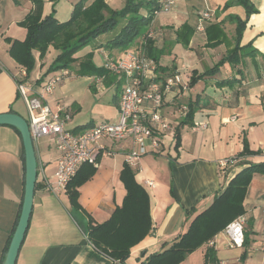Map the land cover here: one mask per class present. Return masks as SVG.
<instances>
[{
	"label": "crops",
	"instance_id": "1",
	"mask_svg": "<svg viewBox=\"0 0 264 264\" xmlns=\"http://www.w3.org/2000/svg\"><path fill=\"white\" fill-rule=\"evenodd\" d=\"M226 1L229 0H176L165 20L157 22L154 16L147 29L158 53L161 73L177 74L180 79L165 94L160 108V114L172 126L163 138L162 151L140 156L131 167L136 181L148 194L150 232L131 247L122 262L111 259L86 238L90 223L105 221L122 204L125 189L119 174L126 154L133 147L131 140L103 141L112 154L99 156L95 174L78 187L80 208L74 209L66 191L54 195L47 188L54 178L58 153L49 137H41L45 145L34 146L37 176L32 210L16 264H140L149 254L169 247L187 229L193 216L210 205L214 195L223 190L245 163L264 161V59L261 57L264 55V0H250L257 12L246 19L241 30L238 46L245 48L238 50L229 61L226 58L236 46V22L229 16L242 20L246 16L239 5L222 9ZM31 8L29 0H0V113L14 112L22 116L16 106L20 97H17L14 77L23 67L10 56L8 49L10 41L25 38L26 29L20 23ZM206 9L213 14L203 21L204 30L197 31L200 13ZM116 32L98 36L93 46L103 55L120 56L126 49L104 47ZM210 43L215 44L210 46ZM251 48L256 50L248 53ZM50 50L53 56L49 64L57 54L51 47L47 53ZM163 55H166L164 62ZM215 65V72L200 76ZM46 70H32L26 78L43 80L51 73ZM105 72L106 77L110 75ZM221 81L228 83L219 86L217 83ZM58 96L48 98V103L62 105ZM117 98L115 94L113 100L118 112ZM190 103L194 110L188 117ZM63 105L70 118L78 109L74 104ZM93 124L96 123L78 122L65 127L80 130ZM176 128L180 144L175 150L172 135ZM244 141L251 154H241ZM228 158L233 163L221 170L219 162ZM24 172V151L18 131L9 125H0V264L19 217ZM146 181H151L153 186H148ZM243 206L244 233H248L249 239L243 260L240 259L243 248L228 247V239L221 231L180 264H206L207 246L215 250L216 264H264L263 173L253 175Z\"/></svg>",
	"mask_w": 264,
	"mask_h": 264
},
{
	"label": "trees",
	"instance_id": "2",
	"mask_svg": "<svg viewBox=\"0 0 264 264\" xmlns=\"http://www.w3.org/2000/svg\"><path fill=\"white\" fill-rule=\"evenodd\" d=\"M29 1L32 8L20 23L26 29L25 38L21 41H10L8 49L10 56L25 69L26 77L29 76L35 63L33 51H37L41 58L50 47L57 51V54L49 64L46 73L64 68L71 69L73 64H76L77 75L106 73L104 67L95 68L88 59L77 62L78 58L74 57V54L91 44L98 36L116 31V34L104 44L105 48L125 50L134 41V45L145 42L147 54L158 62V53L153 47V41L148 36L147 29L156 15L155 12L159 10L161 0H125L124 6L120 9L111 8L106 0H78L73 4L71 14L65 21L56 19L53 12L43 17L41 15L42 0ZM48 1L53 6L57 0ZM232 5L241 6L246 17L242 20L235 15L229 16L236 22V46L226 58L228 61L231 57L234 58L238 50L245 48L238 46L241 30L246 19L257 12L250 0H229L224 3L222 9ZM255 50L251 48L248 53ZM261 57L264 59L263 54ZM216 68L217 65L200 76L212 74ZM227 83L228 81H221L217 84L223 86ZM188 108L187 116L191 117L194 110L193 104L190 103ZM88 126L90 125L84 127ZM179 144V129L176 128L173 145L175 150ZM251 152L247 141H244L241 154H251ZM95 172L96 166L83 164L67 184L66 194L74 209L80 208L77 202L78 187L89 180ZM255 173L264 174V161L245 163L223 190L214 195L210 205L193 216L187 229L169 247L149 254L140 264H180L188 254L210 243L231 220L244 213L243 201ZM134 175L133 169L124 162L119 174L125 189L122 204L114 209L108 219L101 223H90L86 230L87 240L96 249L119 262L124 261L131 247L140 242L151 230L148 194L136 181ZM248 244V233H244L241 260L245 258ZM216 262L215 250L207 246L204 252V263L216 264Z\"/></svg>",
	"mask_w": 264,
	"mask_h": 264
},
{
	"label": "built area",
	"instance_id": "3",
	"mask_svg": "<svg viewBox=\"0 0 264 264\" xmlns=\"http://www.w3.org/2000/svg\"><path fill=\"white\" fill-rule=\"evenodd\" d=\"M173 2L161 0L155 14L170 11ZM212 14L213 11L209 9L200 13L197 31L204 30L203 21L208 20ZM103 57V67L118 78L117 86L121 84L117 116L80 130L65 127L64 122L70 118L66 107L60 103L54 106L48 103L53 87L70 74V69H59L46 75L43 80L38 77L35 81H29L22 68L14 77L18 96L27 109V124L32 140L49 137L58 153L53 181L47 184L48 190L54 195L66 191L67 184L83 164L97 166L101 154H112L103 141L131 140L133 147L124 161L133 167L140 156L148 152L160 153L163 138L172 130L171 124L160 114V108L165 94L179 84V75L162 74L158 62L147 54L145 42L133 45L120 56L104 54ZM231 163L233 159H223L219 167L224 170ZM146 184L153 186L151 181H146ZM245 225L246 217L242 214L223 228L228 247H242Z\"/></svg>",
	"mask_w": 264,
	"mask_h": 264
},
{
	"label": "rangeland",
	"instance_id": "4",
	"mask_svg": "<svg viewBox=\"0 0 264 264\" xmlns=\"http://www.w3.org/2000/svg\"><path fill=\"white\" fill-rule=\"evenodd\" d=\"M76 1L78 0H57L52 6L48 0H42L41 15L44 17L53 12L56 19L65 21L69 18L73 4ZM108 2L109 6L113 9H120L125 4V0H108ZM168 15L169 12L159 11L156 13L155 18L157 22H162ZM134 43L135 41L128 49L132 48ZM52 56L53 50H50L49 53H46L41 58L38 53H33L35 63L32 70L38 68L47 69ZM74 57L78 58L77 62L81 59H88L95 68H101L105 64L102 51L95 48L93 43L78 50L74 54ZM165 60L166 55H163L162 62ZM75 68L76 64H73L70 74L53 87L52 94L48 97L51 99L59 95L58 98L61 99L63 104L78 106V109L71 115V118L64 122L65 126L69 128L78 122L84 123L89 121L99 123L103 119L115 118L117 116V108L114 104L113 96L118 94L121 88V84L115 88V82L118 78H113L112 74L106 77L101 72H95L90 75H77ZM97 79H99V82L96 83ZM91 83L93 86H91ZM16 106L20 108L22 117L27 120L28 114L20 98L16 101ZM63 106L65 107V105ZM33 143L34 146L37 145L39 147L45 145L42 138L33 141Z\"/></svg>",
	"mask_w": 264,
	"mask_h": 264
},
{
	"label": "water",
	"instance_id": "5",
	"mask_svg": "<svg viewBox=\"0 0 264 264\" xmlns=\"http://www.w3.org/2000/svg\"><path fill=\"white\" fill-rule=\"evenodd\" d=\"M0 125L15 128L22 141L24 151V194L19 217L11 235L1 264H16V258L23 241L32 210L34 187L37 176V157L27 120L14 112L0 113Z\"/></svg>",
	"mask_w": 264,
	"mask_h": 264
}]
</instances>
